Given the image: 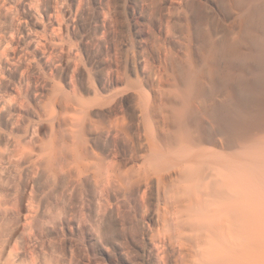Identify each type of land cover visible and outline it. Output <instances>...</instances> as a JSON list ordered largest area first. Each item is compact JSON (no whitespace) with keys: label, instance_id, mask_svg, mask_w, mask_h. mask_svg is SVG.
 <instances>
[{"label":"bare ground","instance_id":"obj_1","mask_svg":"<svg viewBox=\"0 0 264 264\" xmlns=\"http://www.w3.org/2000/svg\"><path fill=\"white\" fill-rule=\"evenodd\" d=\"M227 2L228 32L189 22L187 51L165 55L150 96L132 87L114 102L76 103L53 89L36 109L54 121L51 139L14 144L34 184L91 183L97 220L114 198L135 197L143 263L126 264H264V0ZM114 211L123 225L125 210ZM98 228L88 226L104 246ZM111 245L127 254L125 240Z\"/></svg>","mask_w":264,"mask_h":264},{"label":"rangeland","instance_id":"obj_2","mask_svg":"<svg viewBox=\"0 0 264 264\" xmlns=\"http://www.w3.org/2000/svg\"><path fill=\"white\" fill-rule=\"evenodd\" d=\"M233 14L227 0H0V264L143 263L133 195L114 198L97 220L91 183L61 189L68 179L43 176L34 184L14 144L35 149L51 139L55 123L41 121L36 109L53 89L76 103L114 102L132 87L150 96L165 55L187 51L189 22L196 29L206 18L228 32ZM193 38L199 57L201 36ZM117 206L125 210L123 225ZM91 223L104 246L91 237ZM120 239L127 254L111 245Z\"/></svg>","mask_w":264,"mask_h":264}]
</instances>
